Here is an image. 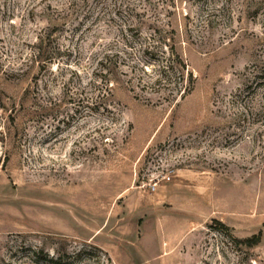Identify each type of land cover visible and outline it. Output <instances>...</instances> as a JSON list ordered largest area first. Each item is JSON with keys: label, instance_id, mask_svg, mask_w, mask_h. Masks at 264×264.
Listing matches in <instances>:
<instances>
[{"label": "rangeland", "instance_id": "1", "mask_svg": "<svg viewBox=\"0 0 264 264\" xmlns=\"http://www.w3.org/2000/svg\"><path fill=\"white\" fill-rule=\"evenodd\" d=\"M0 264H264V0H0Z\"/></svg>", "mask_w": 264, "mask_h": 264}, {"label": "trees", "instance_id": "2", "mask_svg": "<svg viewBox=\"0 0 264 264\" xmlns=\"http://www.w3.org/2000/svg\"><path fill=\"white\" fill-rule=\"evenodd\" d=\"M128 32L141 36V34H139L138 31L133 26L128 28ZM144 51H145L144 53H146L148 51V49H145ZM38 57H39V55H38ZM145 66H147V64L144 63V67ZM259 242H260L259 236H255L252 239L248 240L249 245H258Z\"/></svg>", "mask_w": 264, "mask_h": 264}, {"label": "built area", "instance_id": "3", "mask_svg": "<svg viewBox=\"0 0 264 264\" xmlns=\"http://www.w3.org/2000/svg\"><path fill=\"white\" fill-rule=\"evenodd\" d=\"M172 173H173V172H169L168 174H166L165 177H164V180H165V181H168V182L171 181ZM157 186H158V184H157V183H154V184L150 187V188H151L150 191H152V192H156Z\"/></svg>", "mask_w": 264, "mask_h": 264}]
</instances>
